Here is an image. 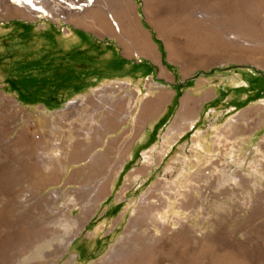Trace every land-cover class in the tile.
<instances>
[{"label": "rangeland", "instance_id": "obj_1", "mask_svg": "<svg viewBox=\"0 0 264 264\" xmlns=\"http://www.w3.org/2000/svg\"><path fill=\"white\" fill-rule=\"evenodd\" d=\"M109 2L94 0L86 13L50 9L29 15L22 4L0 0V264H132L137 253L146 257L149 248L153 260L146 264H264V155L247 151L246 136L231 146L230 123L215 149L205 138L187 145L161 143L153 161L149 155L136 170H124L138 183L116 185L118 201H69L65 186L61 194L52 189L55 172L66 170L62 159L72 113L94 106L64 101L102 93L112 69L104 51L116 48L111 38L126 37L125 28L139 35L143 25L161 60L200 70L236 46L223 37L234 33V7L264 4ZM111 16L120 20L116 32ZM73 22L86 28L80 33L90 34L86 44L94 54L81 58L83 79L50 41L55 34L70 33ZM254 43L256 52H264V41ZM56 55L62 64L54 62ZM256 60L264 63V57ZM208 112L231 113L218 105ZM95 171L78 169L73 179L92 182ZM73 194L83 192L78 188Z\"/></svg>", "mask_w": 264, "mask_h": 264}, {"label": "crops", "instance_id": "obj_2", "mask_svg": "<svg viewBox=\"0 0 264 264\" xmlns=\"http://www.w3.org/2000/svg\"><path fill=\"white\" fill-rule=\"evenodd\" d=\"M34 2L69 5L62 0ZM92 4L90 0L86 5ZM109 4H139V0H110ZM234 9L231 30L237 41L247 43L246 46L230 47L225 54L219 53L202 64L200 70L195 67L187 70L161 60L155 40L143 25L139 27V35L123 28L126 37L109 40L116 48L104 51L112 69L105 74L108 82L104 83L102 93L96 97H67L64 101L94 106L72 113L62 159L66 170L55 172L50 181L55 192L61 194V187L65 186L69 201L100 203L108 197L111 202L118 201L119 196L113 192L116 185L138 183L137 177L125 175L124 170H136L138 163L149 155L153 161L152 152L161 143L187 145L205 138L215 149L229 123L231 146L237 143L236 139L246 136L247 151L264 155V63L256 60L264 57V52H256L254 43L264 41V4H239ZM110 19L114 26L120 21ZM82 28L86 29L73 22L70 33L55 34L50 40L59 46L55 52L67 54L71 71L78 73L81 58L94 55L89 43L86 44L90 34L80 33ZM62 42L68 43L63 47ZM54 58V62L63 63L59 55ZM70 89L73 94L75 89ZM213 105L231 113L226 117L209 114ZM88 167L96 170L92 182L91 178L73 179L78 169ZM78 188L83 195L77 197L73 191Z\"/></svg>", "mask_w": 264, "mask_h": 264}, {"label": "bare ground", "instance_id": "obj_3", "mask_svg": "<svg viewBox=\"0 0 264 264\" xmlns=\"http://www.w3.org/2000/svg\"><path fill=\"white\" fill-rule=\"evenodd\" d=\"M41 1V0H40ZM105 1V0H104ZM92 2V1H91ZM93 2H94V0H93ZM103 2V1H102ZM101 2V3H102ZM15 3L17 4V5H20V4H22L21 6L22 7H24V8H22L23 10H25V12H27V14H29V15H31V14H37V13H39V12H45L46 14H48V11L51 9V10H53L56 14L58 13V12H60V11H62V10H67V13H70V12H76V11H84L85 13H86V11L88 12L90 9H92V7H91V5H86V4H84L83 6H80V7H77V6H75V5H37L35 2H34V0L33 1H31V0H15ZM20 3V4H19ZM105 5H106V2H105V4H99V6L98 5H96V6H98V12H100V14H103L102 12H103V10H104V8H105ZM97 9V8H96ZM106 11V10H105ZM236 13V12H235ZM88 14V13H87ZM90 14H92V13H90ZM112 17V16H111ZM237 18V17H236ZM96 19V18H95ZM110 19V18H109ZM112 20H114V18L112 19ZM92 22V19L91 20H88V22ZM98 21V20H97ZM94 22V21H93ZM99 22V21H98ZM103 22V20L101 19V23ZM116 23V22H115ZM110 24L112 25V27H113V29H114V31L116 32V30L118 31V30H120V27H119V22L118 23H116V25L114 26V24H113V22L111 21V19H110ZM117 26V27H116ZM228 42H230V43H233V44H235L236 46H238V45H245V44H247V43H240V42H238L237 40H238V38H237V36H236V34L235 33H232V34H227V35H225V36H223ZM246 46V45H245ZM231 47V46H230ZM205 48V47H204ZM239 48V47H238ZM148 251V253H147V255H146V257H144V256H139L138 255V253H137V255H135V257L133 258V260L131 261L132 262V264H146V263H149V262H151L152 260H153V258H152V255H151V250H150V248H149V250H147ZM169 251V250H168ZM153 252V251H152ZM158 252V251H157ZM171 258V257H170Z\"/></svg>", "mask_w": 264, "mask_h": 264}, {"label": "built area", "instance_id": "obj_4", "mask_svg": "<svg viewBox=\"0 0 264 264\" xmlns=\"http://www.w3.org/2000/svg\"><path fill=\"white\" fill-rule=\"evenodd\" d=\"M65 4H73L77 7L83 6L84 4H88L90 0H62ZM12 4L15 3V0H9Z\"/></svg>", "mask_w": 264, "mask_h": 264}, {"label": "trees", "instance_id": "obj_5", "mask_svg": "<svg viewBox=\"0 0 264 264\" xmlns=\"http://www.w3.org/2000/svg\"><path fill=\"white\" fill-rule=\"evenodd\" d=\"M41 55H42V54H41ZM41 55H40V56H41ZM42 57H43L44 59H47V58H46V57H47L46 55H45V56L43 55V56H41L40 58H42ZM49 57H50V56H49ZM49 81H50V82H53V84H54V81H53V80H49ZM54 85H55V84H54ZM26 99H28V98H26Z\"/></svg>", "mask_w": 264, "mask_h": 264}]
</instances>
